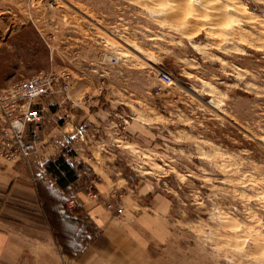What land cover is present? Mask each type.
<instances>
[{
  "label": "clouds",
  "instance_id": "1",
  "mask_svg": "<svg viewBox=\"0 0 264 264\" xmlns=\"http://www.w3.org/2000/svg\"><path fill=\"white\" fill-rule=\"evenodd\" d=\"M24 7L59 55L43 89L99 130L80 151L98 177L80 198L99 224L70 254L51 222L0 206V264H264V14L249 0ZM165 62L191 91L160 76ZM0 103L10 114L11 87ZM120 156L135 186L111 166ZM23 168L0 140V176L23 180Z\"/></svg>",
  "mask_w": 264,
  "mask_h": 264
},
{
  "label": "rangeland",
  "instance_id": "2",
  "mask_svg": "<svg viewBox=\"0 0 264 264\" xmlns=\"http://www.w3.org/2000/svg\"><path fill=\"white\" fill-rule=\"evenodd\" d=\"M25 2L26 0H0V87L9 86L14 81L44 72V67H47L49 64L54 66L56 60L59 61V55L56 48L48 39L47 33L42 29L39 19L37 17H32L26 12L24 7ZM56 2L57 0H42V3L45 6H50L49 14L55 9ZM249 4L254 11L264 14V4L260 3L259 0H249ZM49 23L50 25L54 24V21H50ZM112 59H116V57H112ZM156 68L160 73V76L161 73H167L170 78L175 80L181 87L187 91H191V81L179 76L176 70L173 69L168 62L156 65ZM156 90L157 89H153V92ZM52 96V98H45L42 100L43 104L41 107L43 106V110L45 109L43 111L45 119L37 128V139L42 140L46 137L48 140L54 141L53 145L57 146L59 144V147L57 146L54 150L49 151L50 154L44 156L42 151H45V147L50 144V141L45 143L44 146H40L36 153L37 155L35 156V158H37L35 159L36 163L39 162L37 160H39L38 158L41 155L43 156L42 159L49 157V160L50 158L59 155L63 148H67L68 151H74V154L70 157L71 161V158L76 155V150L72 145L73 135L71 132H73L77 126L79 127V130L87 131V134L84 135L83 138L99 134V130L96 129V127L86 118L81 120L79 119V115H77L75 120H71L67 115V112L64 111L66 106L60 103L59 97L55 94ZM200 98L202 102L205 103L210 99L206 96ZM32 130L33 127L30 129L31 135H33ZM45 162L42 166L38 163V165H32V167L35 174H39V178H45V184L48 183L51 185L53 182L51 187L54 188V180L46 176ZM78 163L82 164L79 168L81 178L75 184L76 186H73L74 192L71 194L70 198L76 199L75 203H73L75 205L73 209H78V213L82 218L81 221L79 217V220L81 221L79 228L82 230L88 228L90 230L88 231L89 236L85 235L83 232L80 240H74V242L71 243L69 242L67 248L64 246V250L66 251L67 249L70 254L78 252L83 249L85 245L96 239V226L99 224L98 220L95 224L92 223V220L90 219L91 215L90 217H87V209L86 207L84 208L86 205L80 198L81 193L86 192L87 190L89 191V185L94 180L98 179V177H96V174L87 163L79 161L76 164ZM111 166L117 169H122L124 176L127 178L131 186H135L140 179L134 169L127 164V158L124 156L118 157ZM23 172L29 173L28 167L24 166ZM23 180L26 181L24 183L28 184L29 182L35 191H32V196L31 194L22 192V194L16 196L17 198H13L12 200L15 201L13 202V206L11 204L12 202H6L4 204L1 191L7 187L8 181L0 176V206L7 209L9 213L13 212V210H15L14 208H18V210L15 211H22L27 214V211L32 207V204L29 203L28 200L31 198L32 201H35L34 198L36 192L38 199L40 197V194L38 193L39 191L37 190L39 186L37 187L31 179L29 181H27V179ZM93 189L95 190L94 183ZM70 198L66 202L67 207L70 205L73 206V204H69ZM65 224L67 223L64 221L61 222L60 225L65 226ZM84 237H87L88 240H85Z\"/></svg>",
  "mask_w": 264,
  "mask_h": 264
},
{
  "label": "built area",
  "instance_id": "3",
  "mask_svg": "<svg viewBox=\"0 0 264 264\" xmlns=\"http://www.w3.org/2000/svg\"><path fill=\"white\" fill-rule=\"evenodd\" d=\"M43 74L44 72H40L6 86L13 89V99L15 100V105L12 106L10 114L8 108L0 103V118H2L0 121V140L8 143L13 151H18L24 158V165L26 166H30L32 157L37 150V128L45 119L43 113L45 109L43 110L44 107H41L42 100L52 98L54 94L51 89H43L40 83V77ZM161 77L170 78L167 73H161ZM27 98H35L36 102L28 105ZM32 113L36 115L33 116ZM13 120L15 121L14 124L12 123ZM31 127H33V135L30 134ZM9 129H11L10 132ZM89 191H94L93 182L89 185ZM75 201L76 199L71 198L69 204H73ZM74 206V204L73 206L70 205L69 208L73 209Z\"/></svg>",
  "mask_w": 264,
  "mask_h": 264
},
{
  "label": "trees",
  "instance_id": "4",
  "mask_svg": "<svg viewBox=\"0 0 264 264\" xmlns=\"http://www.w3.org/2000/svg\"><path fill=\"white\" fill-rule=\"evenodd\" d=\"M73 154V150L68 151L67 148H63L59 155L45 162L46 176L54 180L57 190L50 187L48 183L45 186V178H40L37 182L41 201L49 215L53 216V222L57 220L54 224L58 223L59 226V222L60 224L64 221L67 223L65 226H61V231L58 232V235L63 240H69L70 243L74 242V240H80L83 232L88 236V231L90 230L88 228L80 229L79 224L82 218L78 213V209H69L66 206L67 200L74 192L73 186L81 178L79 168L82 164L70 161V157ZM84 239L88 240L87 237H84Z\"/></svg>",
  "mask_w": 264,
  "mask_h": 264
},
{
  "label": "crops",
  "instance_id": "5",
  "mask_svg": "<svg viewBox=\"0 0 264 264\" xmlns=\"http://www.w3.org/2000/svg\"><path fill=\"white\" fill-rule=\"evenodd\" d=\"M78 128L79 127L77 126L76 129L73 132H71V134L73 135L72 145H73L74 149L76 150V155L71 158V162L72 163H77L79 161H84L85 163H87L83 159V157L80 155V151H81V148H82L83 141L86 138V137L83 138V136L87 134V131L79 130ZM48 141H50V144L47 145V147H45V151H42L44 156L46 154L47 155L50 154L49 151L54 150L59 145V144L57 146L53 145L54 141L48 140V138H46V137L44 139H42V140H38L37 139V150H36V152L33 155L34 159L32 157L33 160H31L30 166L24 165V166L28 167V170H29V173L22 172V175L25 177L24 179H27V181H29L31 179L35 183V185H37V182L39 181L40 178H39V174L38 173H37L38 176H37V174H35V171H34L32 165L36 166V164L38 165V163H40V165L42 166L44 164V162L46 160H48L49 157H45L44 159H42L43 158L42 155L38 158L39 160H37L39 162L36 163V160H35V159H37V158H35V156L37 155L36 153L38 152L39 147L40 146H44V144L47 143ZM43 168H44V166H43ZM4 178L7 179V181H8L7 187L4 190L1 191L2 198L4 199L3 200L4 204L6 202H12L11 204L14 206L13 202H15V201L12 200L13 198H17L16 196H19V194H22V192H25L26 194H31V196H32L33 192L35 191V189L33 188V186L29 182H28V184L24 183V182H26L25 180H23V181L22 180H15V179H10L8 177H4ZM44 185L47 186V184H44ZM49 186L51 187V185H49ZM74 186H76V185H74ZM47 188H49V187H47ZM53 189L57 190V186L55 185V187ZM36 198H37V200H36ZM34 199H35V201H32L31 198L28 200V202L32 204V207H31V209L29 208L30 210L27 211V214L35 216V217H38L46 225H48V222H51L49 226L51 227V229L53 231L56 232L57 240L63 246L65 245L66 246L65 248H67V245H69V240H63L58 235V232L61 231L60 222H59V226H58V223L54 224L57 220L56 221L54 220V222H53V216H51V214L49 215V213H48L47 209L45 208L43 202L41 201L40 197L38 199L37 192L35 193V198ZM1 204H2V202H1ZM34 205H36V206H34ZM85 207L86 206H84V208ZM14 209L18 210V208H14ZM15 210H13V212H15ZM86 214H87V217H90V215L91 216L94 215V214L88 213L87 210H86ZM88 236H89V233H88ZM66 251H67V249H66ZM69 260H71V257H69Z\"/></svg>",
  "mask_w": 264,
  "mask_h": 264
},
{
  "label": "snow or ice",
  "instance_id": "6",
  "mask_svg": "<svg viewBox=\"0 0 264 264\" xmlns=\"http://www.w3.org/2000/svg\"><path fill=\"white\" fill-rule=\"evenodd\" d=\"M33 116H35V113H33Z\"/></svg>",
  "mask_w": 264,
  "mask_h": 264
}]
</instances>
